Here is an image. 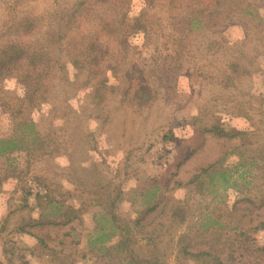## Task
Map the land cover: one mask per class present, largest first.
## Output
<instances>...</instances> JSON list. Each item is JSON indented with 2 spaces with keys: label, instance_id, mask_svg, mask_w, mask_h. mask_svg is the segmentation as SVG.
Returning a JSON list of instances; mask_svg holds the SVG:
<instances>
[{
  "label": "rangeland",
  "instance_id": "1",
  "mask_svg": "<svg viewBox=\"0 0 264 264\" xmlns=\"http://www.w3.org/2000/svg\"><path fill=\"white\" fill-rule=\"evenodd\" d=\"M4 146V264H264V0H0Z\"/></svg>",
  "mask_w": 264,
  "mask_h": 264
},
{
  "label": "trees",
  "instance_id": "2",
  "mask_svg": "<svg viewBox=\"0 0 264 264\" xmlns=\"http://www.w3.org/2000/svg\"><path fill=\"white\" fill-rule=\"evenodd\" d=\"M261 0H257L256 2H254L253 0H245V2H246V4H247V6H249V7H251L252 5L253 6H256L257 4H259V2H260ZM243 12H245V13H250L251 11L250 10H244V8L243 9H241ZM189 13H188V17H186L185 19H187V20H189V28H192L193 27V23L196 21L195 19H196V15H195V13H193V11L192 10H190V11H188ZM125 18H126V14L125 13H122V19L123 20H125ZM226 20V19H225ZM132 25V28H133V26L135 27V30L136 29H138V28H141L144 24H143V22H142V17H141V15H138V16H135L134 18H132V21L130 22V25L129 26H131ZM131 28V29H132ZM93 48H94V44L93 43H90V52H92V51H94L93 50ZM20 51H21V55L24 53V52H26L27 53V49L25 48V47H23V46H21L20 47ZM29 54H30V52H29ZM28 54V55H29ZM27 56V55H26ZM27 58V57H26ZM33 61H34V64H36V56H33ZM8 147L9 146H4L3 148H1L0 149V153L3 151V150H6V149H8ZM100 239H102V237H100ZM185 250V249H184ZM186 252V254L187 255H189V252L188 251H185ZM199 254H202V253H199ZM190 255L191 256H194V257H196L197 256V254H193V253H190ZM0 264H4V263H2V262H0ZM219 264H221V263H219Z\"/></svg>",
  "mask_w": 264,
  "mask_h": 264
},
{
  "label": "crops",
  "instance_id": "3",
  "mask_svg": "<svg viewBox=\"0 0 264 264\" xmlns=\"http://www.w3.org/2000/svg\"><path fill=\"white\" fill-rule=\"evenodd\" d=\"M0 210H1V212H2V215H1V213H0V228H1V224H2V222H3V218H4V216H5V209H4V206L3 207H0ZM2 229V228H1Z\"/></svg>",
  "mask_w": 264,
  "mask_h": 264
},
{
  "label": "built area",
  "instance_id": "4",
  "mask_svg": "<svg viewBox=\"0 0 264 264\" xmlns=\"http://www.w3.org/2000/svg\"><path fill=\"white\" fill-rule=\"evenodd\" d=\"M261 237H263L262 238V242L264 243V233H263V235ZM261 237H260V239H261Z\"/></svg>",
  "mask_w": 264,
  "mask_h": 264
}]
</instances>
